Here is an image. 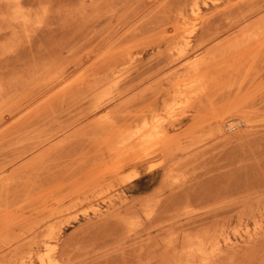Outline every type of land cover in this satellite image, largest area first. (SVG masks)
I'll return each mask as SVG.
<instances>
[{
	"label": "rangeland",
	"instance_id": "obj_1",
	"mask_svg": "<svg viewBox=\"0 0 264 264\" xmlns=\"http://www.w3.org/2000/svg\"><path fill=\"white\" fill-rule=\"evenodd\" d=\"M48 260L264 264V0H0V264Z\"/></svg>",
	"mask_w": 264,
	"mask_h": 264
},
{
	"label": "bare ground",
	"instance_id": "obj_2",
	"mask_svg": "<svg viewBox=\"0 0 264 264\" xmlns=\"http://www.w3.org/2000/svg\"><path fill=\"white\" fill-rule=\"evenodd\" d=\"M153 142V139L152 138H143V141H142V143L140 144V148H139V151H142V150H145V153H146V150L148 151V147L150 146V144ZM153 145V144H152ZM151 148V147H150ZM152 149V148H151ZM141 156V155H140ZM49 249V248H48ZM57 249V248H56ZM53 250V249H52ZM48 254H50V256L48 255ZM47 254V256L48 257H51V252L50 253H48ZM46 256V257H47ZM48 257H47V259H48ZM50 259V258H49ZM51 259H52V257H51ZM55 259V258H54ZM49 261V260H48ZM54 261V260H53ZM51 264H52V262L51 261H49ZM58 263H59V261H58Z\"/></svg>",
	"mask_w": 264,
	"mask_h": 264
}]
</instances>
